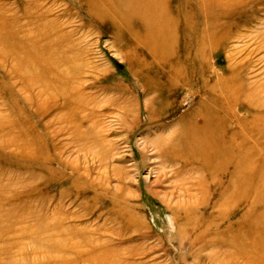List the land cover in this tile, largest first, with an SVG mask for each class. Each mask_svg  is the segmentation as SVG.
Masks as SVG:
<instances>
[{"label": "rangeland", "instance_id": "1", "mask_svg": "<svg viewBox=\"0 0 264 264\" xmlns=\"http://www.w3.org/2000/svg\"><path fill=\"white\" fill-rule=\"evenodd\" d=\"M167 2L169 56L158 39L137 44L140 19H98L84 0H0V264H258L262 236L247 228L264 212V0L217 11L231 41L203 56L195 0ZM233 71L253 82L249 101L211 114L232 159L173 178L157 144Z\"/></svg>", "mask_w": 264, "mask_h": 264}, {"label": "bare ground", "instance_id": "2", "mask_svg": "<svg viewBox=\"0 0 264 264\" xmlns=\"http://www.w3.org/2000/svg\"><path fill=\"white\" fill-rule=\"evenodd\" d=\"M84 1L88 10L98 19L109 17L113 21L118 20V22H122L123 26H127V22L132 17L140 19L143 34H141V39L135 37L137 44L143 46L145 45L144 47H146L149 44L150 39H158L159 44H157L158 42L155 43L158 46L157 48L161 49V52L165 51V54L169 56L170 47L173 43L171 40L174 39V26L172 25V21L169 17H164L169 16L168 0ZM250 1L254 2L257 0H195V8L198 9V15L204 20L205 24L202 29H199V25L197 26V24L190 25V30L193 33V37L190 39H193V44L197 49L195 56H203V54L206 55V53L213 49V46H215L217 42L228 43L231 41L230 32L226 31V27L221 26V28L225 29L223 32L218 30L216 23L222 19H220L221 17L218 16L216 12L234 8L242 3H248ZM259 1L260 0H258V2ZM190 22L191 21L188 23ZM256 35L260 36L261 33L256 31ZM192 41H190V43ZM185 42L187 41L185 40ZM188 58L189 56L187 55L186 59ZM234 73L235 72L233 71L231 76L228 78L219 77L214 86L212 85L213 88L210 90L211 95L209 94L210 96L208 100L218 107L216 110H213V112L211 111L210 115L213 113L216 119L220 118L218 116H220L221 113H223L224 117L233 116L235 114V107L238 104L237 100H240V96L242 95L241 97H244L242 100H248V95H250L249 93L253 92V90L248 87V84L250 83L243 80L241 77H238L237 74ZM201 75L202 78L205 77L204 73H201ZM185 77H187V75H185ZM252 83L250 85H252ZM246 85L247 87H245ZM258 91L260 92L259 89ZM245 92L248 94H244ZM215 93L217 94L215 95ZM208 100L205 101L203 105H200L201 107L196 111H192V113L186 115L181 120V130L178 131L177 135L175 132L171 135L169 134L167 139L163 141L160 140V143L157 144V148L160 152V158L162 159L165 167L170 165V169L174 174L173 178L181 172L183 167L191 166L198 160L207 165V171L213 174L212 172H215L217 166L219 165L218 161L221 162V166L224 168L226 165L224 161L232 159V150L234 149H232L230 145L232 141L229 140L228 142L225 140V132L222 131L221 127L224 122H213L214 118L212 119V115L209 118H207V115L205 117L202 116L203 112L207 109L205 105L208 103ZM242 125L243 124H239V126ZM173 135H176V137L174 138ZM171 148L176 150L172 152L170 150ZM242 166L244 165L240 162L238 168L242 170ZM219 173L223 174L225 172ZM184 178L186 180L180 183L181 190L183 193L189 195L190 188L196 189L197 186H195L192 182V179L194 178L193 176H188V180L187 177ZM261 184L264 185V179L261 181ZM263 185L258 187L257 191H261ZM199 186L202 188V185ZM189 198H192V196L190 195ZM262 215V218L260 217L255 219V221L250 223L247 228L250 232L261 233L262 236L259 242L256 241L250 244V248L254 253H256V260L253 261L258 264H264V212Z\"/></svg>", "mask_w": 264, "mask_h": 264}]
</instances>
